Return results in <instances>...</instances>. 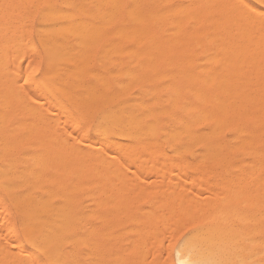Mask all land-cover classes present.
Listing matches in <instances>:
<instances>
[{"label":"snow or ice","instance_id":"1","mask_svg":"<svg viewBox=\"0 0 264 264\" xmlns=\"http://www.w3.org/2000/svg\"><path fill=\"white\" fill-rule=\"evenodd\" d=\"M12 8L25 10L16 23L27 46L13 55L7 51L13 40L3 33L0 159L6 168L0 176V264H264V0H0L6 29L13 24ZM53 27L74 35L90 59L75 70L66 68L44 38ZM113 46L126 59L110 65L106 53ZM241 59L252 104L236 108L213 95L196 69L214 62L217 79L231 82L232 66ZM69 71L74 75L65 82ZM113 74L122 78L109 79ZM142 92L150 99L134 107ZM56 100L70 116L61 113L60 104L53 106ZM160 123L171 127L158 128ZM149 130L158 144L167 141L166 154L175 164L200 176L205 191L204 178L216 180L215 206L206 207L205 192L196 199L194 188L184 194L185 177L183 186L176 185L179 208L173 205L170 214H162L156 205L163 197L150 186L149 195L138 194L139 204L122 218V228L108 234L92 222L95 216L86 219L77 195L43 187L32 193L9 167L31 157L37 169L47 168L52 141L70 187L81 175L99 173L89 167L93 157L102 156L108 164L124 160L123 148L97 147L94 139L133 138ZM126 164L120 167L127 174ZM87 183L100 190L95 181ZM33 202L44 213L29 211ZM237 224L253 225L258 232L231 244L217 238ZM130 230L133 236L121 235Z\"/></svg>","mask_w":264,"mask_h":264},{"label":"bare ground","instance_id":"2","mask_svg":"<svg viewBox=\"0 0 264 264\" xmlns=\"http://www.w3.org/2000/svg\"><path fill=\"white\" fill-rule=\"evenodd\" d=\"M7 2H11V3H14V4H19V3H24L25 2V0H7ZM54 2H56V0H54ZM18 9H23V8H12V9H10L9 10V16L11 17V15L14 13V12H16ZM24 10V9H23ZM21 11V10H20ZM18 12V11H17ZM16 12V13H17ZM25 13V12H24ZM20 16V15H19ZM14 17V16H13ZM12 18V17H11ZM21 19V18H20ZM18 20V19H17ZM22 20V19H21ZM14 21V20H13ZM16 21V20H15ZM16 23V22H15ZM54 23H55V21H54ZM12 26H13V24H12ZM10 29V28H9ZM6 30H5V26H4V24H3V21L2 20H0V56H4L5 55V53H4V50H3V47H2V40H3V33L5 32ZM20 31H21V25H19V24H17V26H15L14 27V29L12 28L11 30H10V32H8V29H7V33H8V36H9V38L10 39H12L13 40V43H14V46L12 47V48H9L7 51L8 52H10V53H12L13 55H15V52H16V49L17 48H22V47H24V46H27V42H26V39H21L20 38ZM27 34H29V32L27 33ZM28 36V35H27ZM29 38V37H28ZM45 40L46 41H48L49 43H50V46H51V48L54 50V51H56L58 54H59V58L60 59H62V60H64L65 61V67L66 68H68V69H71V70H75V68H76V64L77 63H79V62H81V61H84V60H86V59H90L88 56H87V52H86V50H84V49H81L80 48V46L76 43V39H75V36L74 35H72V34H69V32L67 31V30H65V29H61V28H59V27H53V28H49V29H47L46 30V34H45ZM116 46H113V49L112 50H109L107 53H106V57H107V59L109 60V63H110V65H111V63L113 62V61H115V60H118V61H121L122 59H126V56L124 55V54H118L117 52H116ZM201 51H202V49H201ZM193 53L194 54H196V55H198L199 53L198 52H196V49H195V46H193ZM122 67H127L126 65H123ZM215 68H216V65H215V63L214 62H212V63H202V64H200L198 67H197V69H196V75L198 76V77H200L201 78V83H203V81L204 80H208L209 81V84L211 85V87L209 88V91L213 94V95H219L220 97H222V98H224V99H226L228 102H229V104L230 105H233V106H235L236 108H243V107H246V106H249V105H251L252 104V101L249 99V95H250V84H249V82H248V79H247V73H248V68H247V66L245 65V62H244V60L243 59H241L240 60V62L238 63V64H233V66H232V71L229 73V76L231 77V82H227V81H225V82H223V83H220L219 81H217L216 80V71H215ZM3 72V65L2 64H0V73H2ZM73 75H74V71H69V72H67L66 74H65V76H64V81L65 82H67L68 80H70L72 77H73ZM122 77H117L115 74H113V76L112 77H109V79H113V80H115V79H121ZM214 82V83H213ZM112 87H114V88H116V89H119V87H120V85L119 84H116V83H114L113 85H112ZM149 96L147 95V94H145V93H141L140 94V96L137 98L138 99V101H139V104L138 105H134V107H140V108H142L143 106H144V102L145 101H147V99L146 98H148ZM55 99V98H54ZM55 103H56V105H58V104H60L61 105V109H60V111H63L64 113H67V114H70V113H68V109L66 108V107H64L63 105H62V102L61 101H59V100H56L55 101ZM163 103V102H162ZM164 103L166 104V101H164ZM258 103H259V101H258V98H257V100H256V104L258 105ZM69 106H71V105H69ZM63 107V108H62ZM121 111H123L122 109H121ZM62 113V112H61ZM70 116V115H69ZM161 117H163V116H161ZM160 117V118H161ZM164 124V123H163ZM157 127L158 128H161V129H164V128H169V127H171V125H169V124H164V125H161V124H158L157 125ZM116 139V142H117V140H122V141H124L123 143H126L127 144V147L125 146V144H123V143H121V142H119V143H121V145L119 144V145H117V147L119 146V148H121L122 147V144L126 147V151H128L129 149H128V147L130 148H132V144H136V143H138V145H140V151H142L141 150V147L142 148H144V149H146V147H147V149H149L150 150V147H148V145L150 146L151 144H158L157 143V136L156 135H153V132L151 131V130H149L148 132H145V133H143V134H141L140 136H137V137H133V138H129V137H116V138H114V140ZM111 140H113L112 138H106V137H101V138H99V139H96V143H95V141L93 142V144L95 143V144H97L98 142L97 141H99L100 143H101V145H99V146H102L103 145V142L104 141H106V142H108L109 144H116V142L114 143V142H111ZM113 140V141H114ZM233 142H235V141H233ZM105 143V142H104ZM107 143V144H108ZM160 143H163V144H166L167 143V141H160ZM94 144V145H95ZM107 144H104L102 147L103 148H106L107 149ZM131 144V145H130ZM130 145V146H129ZM159 145V144H158ZM97 146V145H96ZM114 146V145H113ZM122 147V148H125V147ZM137 146V145H136ZM155 146H157V145H155ZM108 147H109V145H108ZM138 147H136V149L138 148ZM111 149H112V147H110ZM114 148H116V147H114ZM130 148V149H131ZM154 148V147H153ZM153 148H151V149H153ZM155 148H157V147H155ZM159 148V147H158ZM162 148H163V146H162ZM117 149V148H116ZM136 149H134L135 151H136ZM125 150H124V152H125ZM139 150H137V153H140L141 154V152H139ZM156 150V149H155ZM164 150V149H163ZM47 151H50L52 154H53V156H52V160H51V162H50V164H49V166L47 167V168H40V169H37L36 168V164L34 163V158H31V157H24V158H18V159H16V160H14L13 162H12V164L9 166V167H11V169H12V171H13V175H15V176H17V182L22 186V187H24V188H26V189H28L30 192H32V193H34L35 192V189L37 188V187H43V188H48V189H51L52 190V193L53 194H59V195H71V194H75V195H77V193H79L80 192V190L81 189H83V188H81V180H84L85 181V178L84 179H82L85 175L87 176V175H89V174H85V175H81V176H79V177H77V179H76V183L75 184H73V185H71L70 187H69V180L71 179L68 175H66L65 173H64V167H65V165H64V163L63 162H61V161H59V160H57L56 159V157H55V148H54V146H53V142L52 141H49V145H48V148H47ZM114 151V150H113ZM133 151V149H131V151H129V153H131V155L132 154H135V156H136V152L134 153V151ZM146 151V150H145ZM157 152V151H156ZM159 152H160V150H159ZM126 153V152H125ZM147 153V151L144 153V151H143V153L142 154H146ZM147 154H152V152H148ZM154 154V153H153ZM159 154V153H158ZM158 154H156V155H158ZM162 153H160V155H161ZM128 155H130V154H128ZM130 155V157H131V161L130 162H132L133 160L132 159H134V161L133 162H135L136 160L135 159H137V161H138V159L139 160H141L140 158H141V155H140V157L138 158V157H134V155L133 156H131ZM160 155L158 156V157H160ZM165 155V154H164ZM124 156V155H123ZM147 155H145V157L144 156H142V158H144V159H142V162L139 164V166H142L141 164L143 163L144 164V162H146V159H147V157H146ZM151 156V155H150ZM124 157H126V156H124ZM153 157V156H152ZM151 157V158H152ZM163 156L161 155V157H160V159H164V158H162ZM172 157V156H171ZM151 158L149 159V156H148V159L152 162V160H151ZM154 158V157H153ZM156 158V157H155ZM155 158H154V160H155ZM118 159V158H117ZM157 160H158V158H156ZM168 159V158H167ZM125 160H126V158H125ZM129 160V159H128ZM128 160H127V163H130V162H128ZM143 160H144V162H143ZM169 160V159H168ZM172 161L174 160V158H172L171 159ZM137 161H136V163H134L133 165L135 166V164H137ZM160 161L161 160H158V166L157 167H159L160 165H161V163H160ZM170 161V160H169ZM168 161V162H169ZM117 163L118 162H121L122 163V160L120 161V160H118V161H116ZM115 162V163H116ZM147 162H149V161H147ZM166 162H167V160H166ZM165 161H163V163H162V166L163 165H165V163H166ZM173 164H174V162H172ZM172 163H170V164H172ZM132 164V163H131ZM152 164H153V162H152ZM152 164H150L149 163V165H150V167L151 168H154L155 166H151ZM160 164V165H159ZM119 165V166H118ZM128 165V164H127ZM126 165V167H128ZM133 165H132V167H133ZM147 166H146V168L147 169H150V167L148 168V164H146ZM154 165V164H153ZM168 165V164H167ZM176 165V164H175ZM131 166V165H130ZM129 166V167H130ZM144 166H145V164H144ZM173 166V165H172ZM177 166V165H176ZM179 166V165H178ZM89 167L90 168H96V167H98L99 168V173H97V172H91V174L89 175L90 176V179L91 180H93V181H96V183H98L97 181V179H99V178H102V180L104 179L105 181L107 180V181H109L108 180V177H111V175H112V178H109L110 180H112V179H114V180H117V182L119 181V176L120 175H118L119 173H120V170L118 169V167H120V163H118L117 164V166H116V164H108V163H106L105 162V159H104V157H93L92 158V163L89 165ZM128 167V168H129ZM132 167H131V169H132ZM143 167V166H142ZM167 167V166H166ZM5 168H6V164H5V161L3 160V159H0V176H2L3 175V173H4V171H5ZM127 168V169H128ZM173 168V167H172ZM137 169V168H136ZM136 169H134V167H133V170H135V171H138L139 170V168L136 170ZM182 168H180V170H181ZM17 170H19V171H17ZM117 170H119L118 172H117ZM185 170V169H184ZM190 170V169H189ZM127 171H129V170H127ZM141 171V174L140 173H136L137 175L138 174H140V175H142V174H146L145 172L143 173L142 172V169L141 170H139V172ZM147 171V170H146ZM186 171H188V170H186ZM113 172H116L115 174L117 175V179H116V176H115V174H113ZM181 172H183L184 173V171H182L181 170ZM189 172V171H188ZM124 173V172H123ZM148 173V172H147ZM176 173V172H175ZM177 173L178 174H172L173 176V178H174V180H172V181H175V180H177V179H179L178 177V175H181V174H179L180 172H178L177 171ZM182 173V174H183ZM126 176H127V174L126 173H124ZM124 174H122V176L124 177ZM185 174V173H184ZM137 175H136V177H137ZM140 175H138V178L139 179H141V177H145V175H143V176H141V177H139ZM182 176V175H181ZM115 177V178H114ZM143 177V178H144ZM172 177L170 176L169 178L170 179H172ZM198 177H200V176H198ZM209 177V176H208ZM120 178H121V176H120ZM177 178V179H176ZM88 180H89V177L87 178ZM125 179H126V177L123 179V181H125ZM128 179V178H127ZM136 179V178H135ZM200 179V178H199ZM100 180V179H99ZM121 180V179H120ZM131 180L132 181H134V179H128V181H130L131 182ZM142 180H144V179H142ZM205 180V179H204ZM213 180V179H212ZM211 180V181H212ZM104 181V182H105ZM122 181V182H123ZM127 181V180H126ZM125 181V183L127 184V182ZM137 181H139V180H137L136 179V183H137ZM145 181V180H144ZM144 181L142 182V183H144ZM171 181V180H170ZM197 181H198V179H197ZM100 183H101V181H99ZM113 180L112 181H110V182H107L108 183V186H109V183H110V186H111V188L113 189V187H112V184H113V186H114V183L115 182H113ZM140 182V181H139ZM213 182H216V181H214L213 180ZM99 183V184H100ZM129 183V182H128ZM133 183V182H132ZM131 183V184H132ZM141 183V182H140ZM168 183H169V180H168ZM173 183H177V182H173ZM173 183L171 184V185H173ZM84 184H87V182L86 183H84ZM89 184V183H88ZM85 185L86 187L87 186H90V185ZM117 185H119L118 183H116ZM139 184V183H138ZM211 184V183H210ZM212 184H214V183H212ZM215 184H217V183H215ZM92 185H94V184H92ZM101 185V184H100ZM103 185V184H102ZM128 186H129V184H127ZM134 185V184H133ZM163 185V184H162ZM83 186V185H82ZM122 186V185H121ZM123 186H124V189H126V187H128V186H126L125 187V185L123 184ZM144 186V185H143ZM165 186V185H164ZM174 186V185H173ZM210 186V185H209ZM218 186V185H217ZM85 187V188H86ZM94 187V186H93ZM130 187H132L131 185H130ZM134 187H136V186H134ZM83 189V191L84 190H86L87 191V189L88 188H90V187H87V189ZM101 188V187H100ZM104 188L106 189L107 187H105V185H104ZM111 188H108V189H111ZM115 188H116V185H115ZM120 188V187H119ZM129 188V187H128ZM138 187H136L135 188V191H136V193H137V189ZM162 188V187H161ZM164 188V187H163ZM170 188V187H169ZM172 188V187H171ZM171 188L168 190V191H170L171 190ZM209 188V187H208ZM92 188H90L89 190H91ZM105 189H103L102 190V188H101V190L103 191V192H106V190ZM111 189V190H112ZM118 189V188H117ZM131 190H132V188H130ZM140 189V188H139ZM213 189V188H212ZM212 189H211V187H210V189H208L209 191H208V193L207 194H209L210 195V198L213 196H215V195H212L213 193H212ZM218 189V188H217ZM105 190V191H104ZM111 190H109V191H111ZM121 190H123L122 189V187H121ZM129 190V189H128ZM141 190V189H140ZM159 190H160V186H159ZM173 190H174V187H173ZM177 190V189H176ZM211 190V191H210ZM86 191H84V192H86ZM94 191H96L95 189H94ZM93 191V192H94ZM100 191V190H99ZM102 191L100 192V193H102ZM114 191L116 192V189H114ZM114 191L111 193V194H108V195H105L104 193V195L102 194V196H104V200H99L98 202H96V204H95V206L96 207H98V213H99V205H101V206H107V209L108 208H110L111 207V209L113 208H117L118 209V207H117V205H119V204H117L116 205V203L118 202H116L115 200V193H114ZM118 191V190H117ZM125 192L127 191V190H124ZM124 191H122L123 193H124ZM142 191V190H141ZM161 191V190H160ZM167 191V190H166ZM92 192V191H91ZM119 192H120V189H119ZM119 192H118V194H119ZM131 192H133V190L131 191ZM130 192V193H131ZM143 192V191H142ZM142 192H139V193H141L142 194ZM146 192V191H145ZM171 192V191H170ZM169 192V195L171 194ZM209 192H211V193H209ZM100 193H98V195L97 196H99L100 195ZM127 195H129L128 197H130L131 195L129 194V191H127ZM135 193V192H134ZM135 193V194H136ZM168 193V192H167ZM91 194V193H90ZM88 195V196H91V198H92V195L93 194H96V193H93L92 195ZM124 194H126V193H124ZM138 194V193H137ZM137 194H136V196H137ZM39 195H41V196H45V195H48L46 192H44V191H41L40 192V194ZM127 195L124 197V203L126 202H129L130 203V199L128 198V201H125V198H127ZM132 195H133V193H132ZM143 196H144V194H142ZM146 195H148V194H146ZM164 195V194H163ZM168 195V194H167ZM166 195V196H167ZM175 195V194H174ZM174 195H172V196H174ZM208 195V196H209ZM86 196H87V194H86ZM85 196V197H86ZM94 196V195H93ZM106 196V197H105ZM120 196V195H119ZM122 196H124L123 194H122ZM136 196H134L133 195V198L132 199H134ZM177 196V195H176ZM95 197V196H94ZM138 197V196H137ZM137 197H136V199H137ZM146 197V196H145ZM178 197H180V195L178 194ZM49 199H52V198H54L53 196H49L48 197ZM117 198H118V195H117ZM120 198V197H119ZM166 198V197H165ZM171 198V197H170ZM173 198H175V201L174 200H172V201H174V202H177L178 203V201H176V197H173ZM196 198H198V197H196ZM88 199V198H87ZM122 199V198H121ZM166 199H168V198H166ZM180 199V198H179ZM84 200V199H83ZM92 200V199H91ZM98 200V199H97ZM100 201H103V203L101 204L100 203ZM163 201H164V199H163ZM163 201L161 202L160 201V205L162 206V205H164V203H163ZM168 201V200H167ZM116 202V203H115ZM132 202V201H131ZM134 203L136 202V201H133ZM209 202H211V204H210V206H208V204L206 205V207H211L212 206V202H215L214 201V199L211 201V199L209 200ZM119 203H120V201H119ZM122 203V202H121ZM124 203H122V204H120V206L122 207V206H124ZM133 203V204H134ZM137 203H139V201L138 202H136V204ZM179 203H180V201H179ZM179 203H178V205H179ZM128 204V203H127ZM166 204V203H165ZM173 204V203H172ZM171 204V205H172ZM85 205H87V204H85ZM130 205V204H129ZM175 205V204H174ZM82 206V205H81ZM95 206H94V208H95ZM160 206V207H161ZM164 206H166V205H164ZM169 206V205H168ZM167 206V207H168ZM88 207V206H87ZM87 207H85V208H87ZM121 207H119L120 209H122V212L120 211V210H118V211H120L122 214H121V216L122 215H124L125 213H123V211H124V209H123V207L121 208ZM165 208V209H169V207L168 208ZM176 207H179V206H176ZM102 207H100V209H101ZM104 208H106V207H104ZM125 208V207H124ZM164 208V207H163ZM88 209V208H87ZM87 209H85V210H87ZM111 209H109V210H111ZM161 209V208H160ZM165 209H164V211L163 212H167V211H165ZM94 210V209H93ZM92 210V208H90L89 209V215H91V217L92 216H95L97 213H95V211H93ZM102 210H103V208H102ZM126 210H127V206H126ZM163 210V209H162ZM29 211H32V212H39V213H44V208L42 207V205L39 203V202H33L32 203V205L30 206V208H29ZM84 211V210H83ZM90 211H91V214H90ZM106 211V210H105ZM104 210L101 212V214L103 213V212H105ZM114 213L116 214V213H118V211L117 210H115L114 209ZM171 211V210H170ZM85 212V211H84ZM107 212V211H106ZM125 212V211H124ZM93 213V214H92ZM127 213V212H126ZM168 213H169V211H168ZM171 213V212H170ZM86 214H88L87 212H85V217L87 218H89L90 216L88 215H86ZM164 214V213H163ZM167 214V213H166ZM98 215V218H96L97 220H96V222H100L101 221V225L103 226V224L104 223H102V221H103V219H101V217L99 216L100 214H97ZM96 215V216H97ZM108 215V214H107ZM109 215H110V211H109ZM112 215V214H111ZM120 215V214H119ZM126 215V214H125ZM124 215V216H125ZM95 216V217H96ZM91 217H90V219H91ZM99 217H100V219L101 220H99L98 221V219H99ZM104 217H105V215H104ZM103 217V218H104ZM108 217V216H107ZM110 217V216H109ZM108 217V218H109ZM112 217H113V215H112ZM117 217H119V216H117ZM113 218H115V217H113ZM112 218V219H113ZM120 219H121V217H119ZM49 220H50V223L54 226L55 225V217L53 216V217H49ZM106 220H108L107 218L106 219H104V221H106ZM115 220V219H114ZM113 220V221H114ZM119 220V219H118ZM103 221V222H104ZM116 221H117V218H116ZM120 221H122V220H120ZM108 222V221H107ZM107 222H105V224H107ZM112 222V221H111ZM104 224V225H105ZM113 224V223H112ZM117 224V222H115V225ZM110 225V229L113 227H111V223L109 224ZM243 225V224H242ZM249 225V224H248ZM246 226V225H245ZM253 226V225H252ZM115 227V226H114ZM121 227V226H120ZM101 228V227H100ZM122 228V227H121ZM247 228V227H246ZM250 228V227H249ZM252 228V227H251ZM105 229H108L109 230V228H108V226L105 228ZM226 229V228H225ZM231 229V228H230ZM233 229H231L230 231H232ZM241 230V229H240ZM252 230H254V232H257L258 230H256V229H252ZM256 230V231H255ZM105 231V230H104ZM110 231V230H109ZM113 231V230H112ZM248 231V229L246 230V231H244V235L246 234L245 232H247ZM250 232H251V229L249 230ZM108 232V231H107ZM132 233H134L133 231H131ZM131 232H130V234H131ZM241 232H242V230H241ZM249 232V233H250ZM114 233V232H113ZM127 233H129V232H127ZM126 233V234H127ZM221 233V232H220ZM225 233H226V231H225ZM232 233V232H231ZM252 234H253V232H251ZM250 233V234H251ZM130 234H128V235H130ZM221 234H223L224 235V233H221ZM256 234V233H255ZM121 235L122 236H124V233L122 234L121 233ZM133 235V234H132ZM226 235V234H225ZM242 235V234H241ZM227 236V235H226ZM235 236H236V234H235ZM247 236H250V235H247ZM125 237V236H124ZM127 237H129V236H127ZM239 237H240V235H239ZM243 237V236H242ZM219 238V237H218ZM227 238V237H226ZM235 238H237V237H234V241H236V239ZM224 239V238H223ZM228 239H229V237H228ZM233 239V238H232ZM219 240H220V238H219ZM227 240V239H226ZM225 240V241H226ZM222 241V240H221ZM224 241V242H225ZM223 242V241H222ZM228 242V241H227ZM226 243V242H225ZM232 243H233V241H232ZM226 244H228V243H226Z\"/></svg>","mask_w":264,"mask_h":264},{"label":"rangeland","instance_id":"3","mask_svg":"<svg viewBox=\"0 0 264 264\" xmlns=\"http://www.w3.org/2000/svg\"><path fill=\"white\" fill-rule=\"evenodd\" d=\"M21 10V11H20ZM18 11V12H17ZM16 12H14L12 15H11V17H12V20H14L13 21V26H11L10 27V29L9 28H7L8 29V32H10V30L13 28L14 29V27L15 26H17V24H19V25H21L20 23H15L16 21H21L22 22V18H23V16H24V12H25V10H23V9H18ZM20 15V16H19ZM14 16V17H13ZM21 18V19H20ZM18 19V20H17ZM16 20V21H15ZM7 29L5 28V30L7 31ZM11 33V32H10ZM26 35H28L27 37H29L30 38V36H31V32H29V34H26ZM24 47H26V46H24ZM23 48V47H22ZM197 52V51H196ZM123 60H125V59H122L121 61H123ZM220 74L219 73H217L216 72V80L217 81H219L218 79H217V77L219 76ZM220 83H222L221 81H219ZM147 100L148 99H150V97H148V98H146ZM163 103H164V101H162ZM161 102V103H162ZM54 107L56 106V103H54V105H53ZM70 107V106H69ZM63 108V107H62ZM60 109H61V107H60ZM59 109V110H60ZM62 110V109H61ZM62 113H64L63 111H61ZM70 114H68V116H69ZM161 119V121L164 119L163 117H161L160 118ZM161 125H164L163 123H160ZM97 139H99V138H97ZM114 140V139H113ZM113 140H111V142H116V139L113 141ZM95 141V143H96V139H94L93 140V142ZM98 143L97 144H95V145H97V147H102L104 144H107L108 142H106V141H104L103 142V145L102 146H99V145H101V143L99 142V141H97ZM119 142H121V143H123L124 141H122V140H117V142H116V144H107V148H110V147H112V151L114 150H116V148H119V146L117 147V145H121V143H119ZM100 143V144H99ZM119 143V144H118ZM234 143V142H233ZM99 144V145H98ZM123 144H125V146L127 147V144L126 143H123ZM122 144V147L124 146ZM108 145H109V147H108ZM114 145V146H113ZM131 145V144H130ZM129 145V146H130ZM137 145V146H136ZM155 145H157V146H155ZM164 145L165 144H163V143H160L159 142V145L158 144H151L150 146L148 145V147H150V150L149 149H147V147H146V149H144V148H142L141 147V150L142 151H140L139 149V147H140V145H138V143H134V144H132L131 146H132V148L131 149H133V151H134V153L136 152L137 153V150H139V152H141V154L140 153H137L136 154V156H135V154H132L131 155V153H129V151H131V149L128 147V151H126L125 149H126V147L125 148H123L124 150H125V152L123 151L122 153H121V155L123 156H126V157H124V160H125V158H126V160H128V162H130L131 160V157H130V155L131 156H133L134 155V157H140V155H141V160H139L138 159V161H137V159H135L136 161H137V164H135V166L133 165L134 163H136V161L135 162H133L134 161V159H132L133 161L132 162H130V163H127L126 165L129 167H126V165L124 166L125 167V169H127V170H129V171H127V176H131V174L132 173H135V176H131V178L132 179H134V181H132L131 180V182L130 181H128V179H127V176L124 174L125 172L121 169V167H118V169L120 170V173L118 174V175H120L121 176V178H120V176H119V181L117 182V180H114V179H112L113 180V182H115L114 183V186H113V184H112V187H113V189L111 188V186H110V183H109V186H108V183L107 182H110V181H112V180H110L109 178H112V175H111V177H108V180L109 181H105L104 179L102 180V178H99V179H97L98 181V184L100 183L99 181H101V185H100V187L102 188V190L103 189H105L104 188V185H105V187H107L105 190H106V192H103L102 190H101V188H100V191H94V189H95V187H93L94 185H92V184H88V185H90V186H87V187H90V188H92L91 190H89L90 188H88L87 189V187L85 186V185H87V184H84V183H86L87 181H88V177H89V179H90V176L89 175H85L82 179H84L85 178V181L84 180H81V188H85V189H87V191L86 190H84V191H86V192H84L83 191V189H81L80 190V192L79 193H77V196H78V203H79V205L81 206V208H82V210H84L85 212H87L88 214H86L87 216L89 215V209L90 208H92V210L93 211H95V213H97V214H100L99 216L101 217V219H103V221H104V219H108V220H106V221H102V223H104L105 224V222H107V224H103V226L101 225V221L100 222H96V220L97 219H95L94 221H92V222H94V223H97L98 225H99V231H101V232H105V233H108V234H112L113 232H117V231H119L120 229H121V227H122V221H120V220H122V218L124 217V215L126 214V212L128 211V209L132 206V205H138L139 203H137L136 204V202H138L139 201V199H138V194L139 195H142V194H144V196H148L149 195V193L148 192H145V189H147V188H149L150 186L152 187V192L154 193V192H156L157 190H159V186H160V190H159V192H160V194H161V196L163 197V199H164V201H163V199L161 200V202L163 201V203H164V205H166V206H164V205H160V203L158 204V205H156V210H158L159 212H161L162 214L164 213V214H170V210L172 209V206L174 205L175 207L176 206H179L178 205V203H179V201H180V197H178V194L179 195H181V193H180V190L179 189H177L176 188V185H177V183H180L182 186L185 184V177H188V179H187V187L184 189V194H187L188 192H190L191 191V189H195V194H194V196H193V198L194 199H196V197H198V198H200L199 197V194L201 193V192H205V196L206 197H208L209 198V200L211 199V201L213 200L212 199V197L210 198V195L209 194H207L208 193V191H205V188L202 186V184H201V182H200V177H198V175H196L193 171H191V170H189V169H187V168H182L181 170L182 171H184V173L183 172H181V170H180V165L178 166V164H176L175 165V163L173 164L172 162H174V160L172 161L171 159L172 158H174L173 156L171 157V156H169V155H167L166 154V151H170V149H165V147H164ZM139 146V147H138ZM162 146H163V148H162ZM114 147H116V148H114ZM121 147V148H122ZM136 147H138L137 149H136ZM154 147V148H153ZM155 147H157V148H155ZM159 147V148H158ZM151 148H153V149H151ZM106 149V148H105ZM134 149H136V151L134 150ZM156 149V150H155ZM164 149V150H163ZM147 151V153L150 151V152H152V154H142L143 153V151H144V153ZM159 150H160V152H159ZM132 151V152H133ZM157 151V152H156ZM154 153V154H153ZM159 153V154H158ZM160 153H162L161 155L163 156L162 158H164V159H160V157H161V155H160ZM128 154H130V155H128ZM156 154H158V155H156ZM165 154V155H164ZM145 155H147L146 157H147V159H146V162H144V160H143V162H144V164H145V166H144V164L142 163L141 165L143 166H139V164L142 162V159H144V158H142V156H144L145 157ZM151 155V156H150ZM160 155V157H158ZM148 156H149V159L153 156L154 158L156 157V158H158V160H161L160 161V163H161V165L159 166V167H157L158 165V160L155 158V160H154V158L152 157L151 158V160H152V162H153V164H152V162L148 159ZM110 158V157H109ZM118 159H117V161L118 160H120L121 161V159L119 158V157H117ZM170 160H168V159ZM175 159V158H174ZM124 160H122V163L121 162H118V163H120V165L121 164H123L124 163ZM166 160H167V162H166ZM141 161V162H140ZM147 161H149V162H147ZM163 161H165L166 163H165V165H163L162 166V163H163ZM169 161V162H168ZM140 162V163H139ZM117 162L116 163H112L113 165L114 164H116V166H117V164H118ZM132 163V164H131ZM149 163L150 164H152L151 166H155L154 168H151L150 167V165H149ZM170 163H172V164H170ZM146 164H148V168L150 167V169H147L146 168ZM164 164V163H163ZM168 164V165H167ZM132 165H133V167H134V169H138L139 168V170H141L142 169V172L144 173H146V174H142V175H140L141 174V171L139 172V170L138 171H135V170H133V167H132ZM173 165V166H172ZM119 166V165H118ZM167 166V167H166ZM131 167H132V169H131ZM173 167V168H172ZM136 169V170H137ZM173 169H175V172H173ZM185 169V170H184ZM119 170H117V172L119 171ZM147 170V171H146ZM186 170H188V171H186ZM177 171L178 172H180L179 174H181V175H178L179 177V179H177V180H175V181H172V180H174V176L172 175V174H178L177 173ZM124 172V173H123ZM148 172V173H147ZM116 172H113V174H115ZM136 173H140V174H138V175H140L139 177H141V176H143V175H145V177L143 178V177H141V179H137L136 178ZM183 173V174H182ZM122 174H124V177L122 176ZM138 175H137V177H138ZM115 176H116V179H117V175L115 174ZM172 177V179H170L169 177ZM126 177V179H125V181L127 182V184H129V186L125 183V181H123V179ZM115 178V177H114ZM130 178V179H131ZM137 180H139V181H137V183L135 182L136 181V179ZM121 179V180H120ZM142 179H144V180H142ZM197 179H198V181H197ZM205 180H204V182H205V184L207 185V188L208 189H210V187H211V189L213 188V189H217L218 188V184H215V183H217V182H213V180L214 181H216L214 178H212V177H205L204 178ZM213 179V180H212ZM168 180H169V183H168ZM171 180V181H170ZM212 180V181H211ZM105 181V182H104ZM123 181V182H122ZM144 181V183H142ZM96 182V181H95ZM112 182V183H113ZM129 182V183H128ZM133 182V183H132ZM173 182H177L176 184L175 183H173ZM116 183H118L119 185H117ZM132 183V184H131ZM139 183V184H138ZM173 183V185H171V184ZM211 183V184H210ZM212 183H214V184H212ZM103 184V185H102ZM123 184L125 185V187L126 186H128V187H126V189H124V186H123ZM134 184V185H133ZM163 184V185H162ZM83 185V186H82ZM115 185H116V188H115ZM122 185V186H121ZM130 185L132 186V187H130ZM138 185H144L142 188L141 187H138ZM165 185V186H164ZM210 185V186H209ZM134 186H136V187H138L137 189V193H136V191H135V188L136 187H134ZM120 187V188H119ZM121 187H122V189L123 190H121ZM162 187V188H161ZM164 187V188H163ZM171 188V192L170 191H168L170 188ZM173 187H174V190H173ZM108 188H111V189H108ZM118 188V189H117ZM130 188H132V190H133V192H131L132 190L130 189ZM143 191H141L140 189ZM114 189H116V192L114 191ZM119 189H120V192H119ZM129 189V190H128ZM177 189V190H176ZM212 189V190H213ZM104 190V191H105ZM109 190H111V191H109ZM118 190V191H117ZM124 190H127V191H129V194L131 195L130 197H128L129 195H127L128 193H127V191L125 192ZM167 190V191H166ZM92 191V192H91ZM94 191V192H93ZM102 191V193H100ZM114 191V195H115V201L117 202H115L116 203V205L117 204H119V205H117V207H118V209L117 208H114L115 210H120L121 212H122V209H120L119 207H121L120 206V204H122V203H124V197L127 195V198H125V201H128V198L130 199L129 201H130V203L129 202H125L124 203V206H122L123 207V209H124V211H123V213H125L124 215H122L121 216V212L120 211H118V213H114L115 211H114V209L112 208L111 209V207L110 208H108L107 209V206H101V205H99V213L97 212L98 211V207H96L95 206V204H96V202H98L99 200H104L103 198H104V196H102V194L104 193L105 195H108V194H111L112 192ZM122 191H124V193H126V194H124ZM211 191V190H210ZM118 192H119V194H118ZM131 192V193H130ZM137 194V196H136V194ZM139 192H142V194L141 193H139ZM168 192V193H167ZM169 192L171 193L170 195H169ZM91 193V194H90ZM93 193H96V194H93ZM98 193H100V195L99 196H97L98 195ZM132 193H133V195L134 196H136L137 197V199H136V197L134 198V199H132L133 198V195H132ZM209 193H211V192H209ZM212 195H215V192L214 191H212ZM86 194H87V196H86ZM92 195V198H91V196H88V195ZM103 194V195H104ZM122 194L124 195V196H122ZM146 194H148V195H146ZM164 194V195H163ZM168 194V195H167ZM175 194V195H174ZM117 195H118V198H117ZM120 195V196H119ZM167 195V196H166ZM172 195H174V196H172ZM177 195V196H176ZM209 195V196H208ZM86 196V197H85ZM106 197V196H105ZM120 197V198H119ZM168 198V199H166V198ZM171 197V198H170ZM173 197H176V201H178V203L177 202H174L175 201V198H173ZM88 198V199H87ZM122 198V199H121ZM84 199V200H83ZM92 199V200H91ZM98 199V200H97ZM168 200V201H167ZM172 200H174V201H172ZM119 201H120V203H119ZM132 201V202H131ZM133 201H136L135 203L133 202ZM215 202H212V206L211 207H213V206H215L217 203H218V201H216V200H214ZM122 202V203H121ZM140 202V201H139ZM100 203L102 204L103 203V201H100ZM134 203V204H133ZM166 203V204H165ZM173 203V204H172ZM85 204H87V205H85ZM130 204V205H129ZM172 204V205H171ZM180 204V203H179ZM210 204H211V202H209L208 203V206H210ZM169 205V206H168ZM88 206V207H87ZM94 206H95V208H94ZM126 206H127V210H126ZM161 206V207H160ZM169 207V209H165L166 207ZM85 207H87V208H85ZM100 207H102L103 208V210L105 211V212H103L102 214H101V212L103 211L102 210V208L100 209ZM104 207H106V208H104ZM121 207V208H122ZM125 207V208H124ZM164 207V208H163ZM167 207V208H168ZM210 207V208H211ZM161 208V209H160ZM177 209L179 208V207H176ZM85 209H87V210H85ZM109 209H111V210H109ZM163 209V210H162ZM164 209H165V211H169V213H168V211L167 212H163L164 211ZM101 211V212H100ZM109 211H110V215H109ZM90 214H91V211H90ZM93 214V213H92ZM96 214V215H97ZM108 214V215H107ZM113 215V217H115V218H113L112 217V215ZM120 214V215H119ZM95 215V216H96ZM104 215H105V217H104ZM90 217H91V215H89ZM109 218H108V217ZM117 216H119V217H121V219L119 218V217H117ZM90 217L88 218H86V219H90ZM93 217V216H92ZM91 217V218H92ZM100 217H99V219H98V221L99 220H101L100 219ZM104 217V218H103ZM96 218H98V215L96 216ZM113 218V219H112ZM116 218H117V221H116ZM115 219V220H114ZM119 219V220H118ZM114 220V221H113ZM112 221V222H111ZM115 222H117V224L115 225ZM111 223V229H110V224ZM113 223V224H112ZM246 225V226H245ZM108 226V228H109V230L108 229H105L106 227ZM115 226V227H114ZM121 226V227H120ZM101 227V228H100ZM247 227V228H246ZM250 227V228H249ZM252 227V228H251ZM242 230V232H241V230ZM248 229V231L247 232H245L246 234L244 235V231H246ZM251 229V232H253V234L249 231ZM252 229H254V226H252V225H248V224H237V226H236V229L235 230H232V231H230L231 229L230 228H226V229H223L222 231H221V233H224V235L223 234H221L220 232L217 234V238L219 237L220 238V240H222L223 241V243L224 244H226V243H228V244H231L232 243V241L234 242V237H237V238H235L236 240H238V239H241L242 238V236L244 237V236H247V235H250V236H253V235H255V233L256 232H254V230H252ZM105 230V231H104ZM113 230V231H112ZM256 230H258V229H256ZM255 230V231H256ZM108 231V232H107ZM225 231H226V233H225ZM130 232H131V230L129 231V233H124V236L125 237H127V236H133L134 235V233H132L131 232V234H130ZM232 232V233H231ZM251 234H250V233ZM258 232V231H257ZM123 234V233H122ZM128 234H130V235H128ZM133 234V235H132ZM227 236H226V235ZM235 234H236V236H235ZM242 234V235H241ZM239 235H240V237H239ZM123 236V237H124ZM227 237V238H226ZM228 237H229V239H228ZM218 238V239H219ZM224 238V239H223ZM233 238V239H232ZM227 239V240H226ZM226 240V241H225ZM226 243H225V242ZM228 241V242H227ZM134 246H135V244H134Z\"/></svg>","mask_w":264,"mask_h":264}]
</instances>
